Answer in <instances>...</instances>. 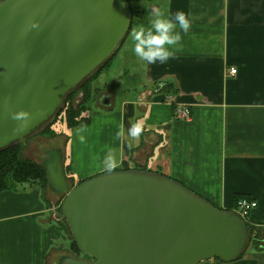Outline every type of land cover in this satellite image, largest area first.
Returning <instances> with one entry per match:
<instances>
[{
    "label": "crops",
    "instance_id": "obj_1",
    "mask_svg": "<svg viewBox=\"0 0 264 264\" xmlns=\"http://www.w3.org/2000/svg\"><path fill=\"white\" fill-rule=\"evenodd\" d=\"M127 1L138 14L126 36L127 71L121 69L94 92L93 82L111 69L118 50L90 81L92 92L100 94L96 105L105 112L104 121L96 134L94 126L78 134L88 106L83 111L61 148L69 176L77 182L107 171L142 169L180 182L223 210H232L235 196L254 200L256 208L244 219L258 232L257 243L235 261L207 264H264V0ZM153 7L183 11L192 21L188 33H181L179 50L164 64L142 61L132 50L130 33L138 24L148 26ZM231 68L237 70L234 76ZM117 87L128 96L119 99ZM176 104L190 107L189 121L175 117ZM134 123L142 127L138 136L129 134ZM90 155L95 164L86 171ZM42 194L41 187L0 192V264H53V255L65 249L68 234L49 218Z\"/></svg>",
    "mask_w": 264,
    "mask_h": 264
},
{
    "label": "water",
    "instance_id": "obj_2",
    "mask_svg": "<svg viewBox=\"0 0 264 264\" xmlns=\"http://www.w3.org/2000/svg\"><path fill=\"white\" fill-rule=\"evenodd\" d=\"M131 21L127 0H0V151L25 144L61 110L68 94L118 51ZM20 110L30 119L17 131L21 121L11 114ZM39 157L87 256L63 254L57 264L228 263L251 239L239 214L162 173L107 171L70 189L62 149Z\"/></svg>",
    "mask_w": 264,
    "mask_h": 264
},
{
    "label": "rangeland",
    "instance_id": "obj_3",
    "mask_svg": "<svg viewBox=\"0 0 264 264\" xmlns=\"http://www.w3.org/2000/svg\"><path fill=\"white\" fill-rule=\"evenodd\" d=\"M124 41L122 43L123 45L121 44V46L119 48L118 54L116 55V57L112 61L113 63L111 65V69L109 71H107L108 69H104L100 73V76L93 82V89L96 90L94 92H98V91L103 90L104 89V82L111 81V79H113V77L116 75V73H118V71H121V69L122 70L125 69L127 71V56L124 53L126 38L124 39ZM124 80L126 82L127 81L129 82L131 79L126 74V76L124 77ZM123 87L126 88L125 85ZM90 89H91V87H90ZM90 91H91V94H94V92H92V90H90ZM122 91H123L122 88H118L119 99L126 98L128 96L127 90H125L124 92H122ZM85 95H86V93H83V90L80 88V86L76 87L75 89H73L71 91V94L69 95V97L66 98L63 108L65 106H67V104H68V106L70 108L74 109L77 112V111H80L79 103H84L86 105L84 110L88 106V109H87L85 115L83 116V117H85L84 118L85 123L83 126H86L87 128L94 126V129H92L91 133L96 134L98 132L99 125L104 121V119L102 117H100V115L101 116L105 115L104 114L105 112L101 111L102 109L96 105L98 103L97 98L99 97L100 94L95 93L93 95V100L91 99V97H89L88 99H83V97ZM61 110H59L46 123V124L51 123L52 129L49 130L51 137L40 136L39 134H36V133L33 134L31 136V138H30V136L27 137L26 140H28V141H27L26 146L23 150L24 156L32 158L34 160H40L39 155L43 154L46 150H48L50 148H54V147L63 148L67 139L72 138L73 133H74V129H69L66 127L64 120L61 119L62 118L61 116L63 115V111H61ZM103 110H106V109H103ZM82 114H83V111L81 113V116H82ZM97 114H98V116H97ZM110 120H111V122L113 121L112 118H110ZM90 142L94 143L93 137L90 139ZM95 150L98 151L99 147H95ZM94 159H95V157L90 155V162L85 163V166L83 169H85L86 171H90L92 169L93 164H95ZM63 164H64V166L67 165V162L65 160V155H64ZM64 171L65 172L67 171L66 173H69V169L64 170ZM74 181L75 180H73V183L75 184ZM76 181H79V180L76 179ZM71 183L72 182H68L70 189L72 187H74V184L73 183L71 184ZM30 187L31 188L36 187V188L40 189L41 186L38 184L29 185L27 183H24L22 186L21 185L19 186V191L30 190ZM41 192L43 193L41 196V200H42L41 202H43L48 207L49 218L57 219L60 222L61 226L64 228V224H62V222H64L65 220L64 221L62 220L64 218L62 217V215L60 213V206H61V202H62L64 196L62 194L54 193V192L48 190L47 188H45L43 186L41 187ZM64 233L68 234L67 236H68L69 242H70L71 235L69 234L68 230L65 229ZM69 242L66 241L65 249L62 252H58L57 254H54L52 260H50L49 263L57 264L59 256H61L63 254H69V255H72L78 259H82L85 256L83 253L79 252L75 247H72V248L66 247V246H69L68 245ZM247 245H248V247H247L246 251H249L252 249V246L254 244H253V242H250V240H249ZM209 260H212V259H209ZM209 260L202 261L199 264H207V262Z\"/></svg>",
    "mask_w": 264,
    "mask_h": 264
},
{
    "label": "clouds",
    "instance_id": "obj_4",
    "mask_svg": "<svg viewBox=\"0 0 264 264\" xmlns=\"http://www.w3.org/2000/svg\"><path fill=\"white\" fill-rule=\"evenodd\" d=\"M148 15L151 20L146 27L143 23L138 24L132 29L130 35L134 42L133 53L140 60L149 64L166 63L175 56L179 50L182 36L181 33L187 34L191 28L192 21L189 15L183 11H177L174 14L166 13L161 7H153L149 10ZM36 26L35 23L32 25ZM12 118L21 121L17 131H22L26 127L30 114L27 111L20 110L13 112ZM87 127L82 126L78 134L86 132ZM142 131L139 124H132L129 129L131 136H138ZM81 142H84V136H80Z\"/></svg>",
    "mask_w": 264,
    "mask_h": 264
},
{
    "label": "trees",
    "instance_id": "obj_5",
    "mask_svg": "<svg viewBox=\"0 0 264 264\" xmlns=\"http://www.w3.org/2000/svg\"><path fill=\"white\" fill-rule=\"evenodd\" d=\"M134 15L136 17L138 16V14H134ZM134 15L132 13V21H133ZM110 60L111 59H109L106 63H104L101 66V68L106 66L110 62ZM98 72H99V69L96 70L94 73H92L87 78H85L86 80L84 79L78 85L83 90V93H86V95H85L86 97L84 96L83 99H88L89 97H91L90 81L98 74ZM70 94H71V92L68 94L67 98L69 97ZM79 106H80V111H77V112L74 109L70 108L68 106V104H67V106H65L61 110V111H63V115L61 116L62 117L61 119L64 120L66 127L69 129L75 128L82 120L81 113H82V111H84V108L86 107V105L84 103H79ZM50 129H52L51 123L45 124L36 132V134H39L40 136L51 137V135L49 133ZM31 136H30V138H31ZM27 141L28 140H26V143H27ZM26 143L25 144L11 145V146L0 151V192H2V191H18L19 186L20 185L22 186L24 183H27L29 185L38 184L41 187L43 186L49 190L48 185H47V174H46L45 169L41 165V159L40 160H34L32 158H29V157H26L23 155V153H24L23 150L26 146ZM67 169H69V166H67V165L64 166V164H63V172H64L65 179L68 182L73 183V179L71 178V176H69V173H66L67 171L66 172L64 171ZM84 180L85 179L79 180V181L75 182V184L74 183L73 184L75 186ZM239 198H242V197L241 196H235L234 197V203ZM62 220L64 221V219H62ZM62 224H64V228L67 229L69 234H70V231H69L68 227L66 226L65 221L62 222ZM247 226L249 229V233L251 235L250 242H253V244H256L258 232H256L255 229L251 225H249L248 223H247ZM70 239L71 240H70L69 248L75 247L77 249L72 236Z\"/></svg>",
    "mask_w": 264,
    "mask_h": 264
},
{
    "label": "built area",
    "instance_id": "obj_6",
    "mask_svg": "<svg viewBox=\"0 0 264 264\" xmlns=\"http://www.w3.org/2000/svg\"><path fill=\"white\" fill-rule=\"evenodd\" d=\"M237 70L231 68L229 74L234 76ZM174 115L178 119L189 121L191 119L190 107L186 105L176 104L174 106ZM257 202L247 198H239L232 208V211L239 214L242 218L246 217L254 208H256Z\"/></svg>",
    "mask_w": 264,
    "mask_h": 264
},
{
    "label": "flooded vegetation",
    "instance_id": "obj_7",
    "mask_svg": "<svg viewBox=\"0 0 264 264\" xmlns=\"http://www.w3.org/2000/svg\"><path fill=\"white\" fill-rule=\"evenodd\" d=\"M83 258H87V256L85 255Z\"/></svg>",
    "mask_w": 264,
    "mask_h": 264
}]
</instances>
